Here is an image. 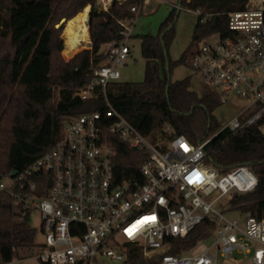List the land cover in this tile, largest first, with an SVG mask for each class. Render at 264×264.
Listing matches in <instances>:
<instances>
[{
    "label": "built area",
    "instance_id": "2783aa9c",
    "mask_svg": "<svg viewBox=\"0 0 264 264\" xmlns=\"http://www.w3.org/2000/svg\"><path fill=\"white\" fill-rule=\"evenodd\" d=\"M98 1L104 10L113 2ZM152 1L132 8L136 17L121 22V38L106 43V59L77 92L88 101L101 91L104 112L67 122L56 145L23 172L2 178L0 190H17L25 210L40 211L44 241L36 257L44 264H99L101 258L127 264L132 250L157 264H220L221 259L264 264V216L233 206L239 218L230 220L215 207L227 195L232 199L234 193L257 188L252 169L238 165L221 173L208 164L206 146L217 134L197 144L184 135L167 142L145 135L107 96L108 85L122 78L136 19ZM227 17L228 33L200 40L191 67L223 104L233 94L251 102L221 128L237 132L264 118V0H247L243 10ZM112 136L144 153L143 183L117 180ZM203 224L204 238L171 252ZM214 237L215 243L208 245Z\"/></svg>",
    "mask_w": 264,
    "mask_h": 264
},
{
    "label": "trees",
    "instance_id": "16d2710c",
    "mask_svg": "<svg viewBox=\"0 0 264 264\" xmlns=\"http://www.w3.org/2000/svg\"><path fill=\"white\" fill-rule=\"evenodd\" d=\"M143 1L113 0L109 9L104 10L98 0H0V47L6 49L0 55V182L14 171L23 172L51 150L63 137L67 122L89 112H104L101 91L88 101L82 100L77 92L90 83L94 70L106 59V43L121 38V22L135 18L132 8ZM246 3L247 0H181L180 12L183 9L199 12L192 35V40L198 43L215 33L227 34L228 14L243 10ZM88 6L91 48L69 61H61L58 50L64 26L57 24L62 19L66 23L75 20ZM180 12L174 7L157 35L140 37L146 59L144 80L112 82L107 87V96L115 109L147 136L169 125L174 135H184L197 144L218 132L206 146V162L221 173L238 165L252 169L259 180L257 188L248 193H234L231 203L234 208L252 211L261 218L264 118L237 132L221 130L212 115L222 104L220 95L209 89L198 95L191 89L190 77L171 80L174 68L191 62L193 55V51L185 52L176 61L169 55ZM63 38L66 39L64 35ZM61 50L64 57L73 55L68 52L65 55L64 46ZM111 140L116 149L117 180L143 183L144 153L117 137L112 136ZM49 187L50 184L46 190ZM16 193L17 190H0V264L19 258L21 253L34 254L41 245L37 241L38 231L29 222L30 212L17 201ZM205 226L197 227L186 239L178 241L179 248L171 252L188 249L204 238ZM127 264L157 263L132 250Z\"/></svg>",
    "mask_w": 264,
    "mask_h": 264
},
{
    "label": "rangeland",
    "instance_id": "374dc122",
    "mask_svg": "<svg viewBox=\"0 0 264 264\" xmlns=\"http://www.w3.org/2000/svg\"><path fill=\"white\" fill-rule=\"evenodd\" d=\"M177 2L178 0H153L152 3L148 6V8L140 16L137 17L135 27L132 33L133 36L129 39L128 42V45L131 49V54L126 61V65L120 68L122 74V81L141 82L144 80L146 73V59L142 55L140 37L143 35H157L161 23L166 20V18L171 14L174 9V6L172 4H176ZM87 8H90V6L86 7V9ZM88 11L89 9H87L85 12ZM63 20L64 19H62L57 24V27L64 26V30L60 35L63 42L59 44L58 56L61 61L66 62L69 61L72 57L81 53L82 51L90 49L91 45L89 43L90 47L81 48L76 52H70L66 45L67 34L64 32L67 23H63ZM198 21V11H189L187 9H183L180 12L179 18L174 27V40L169 48V55L173 61L179 60L185 52L194 51L197 48L198 43L192 40V35ZM63 35L66 37L65 40L63 38ZM213 39L216 40L217 38L214 37ZM63 46L65 55H67L66 52L73 55H69V57H64L61 50ZM5 50V48L0 47V55ZM170 76L172 81L183 80L187 77H190L191 89L193 91H195L198 95H202L206 91V87L204 86L200 75L192 70L190 61H187L186 63L174 68ZM250 104V101L233 94L229 97L228 102L224 104L222 103L219 107H217L213 111L212 115L218 120L222 127H225L227 124H229L232 119L238 117L245 109H247ZM243 118L244 117H241V119ZM261 130L264 133V125L262 126ZM217 133L218 132L211 135L209 138H212ZM173 135L174 130L169 125H165L162 129L154 132L152 134V137L154 139L160 138L164 142H167L173 137ZM215 207L219 212L223 213V215L227 219L233 220L239 218V213L233 209L230 195H227L222 198V200ZM29 214V222L31 226L38 231L37 241L39 243H42L44 241V237L41 234L43 225L42 215L40 211L35 208L32 209ZM215 240L216 238L214 237L208 240L207 244L213 245L215 243ZM37 252L34 254L21 253L20 257L15 259L14 264H44L36 257ZM99 264H125V262L115 261L110 258H101ZM220 264L235 263L231 260L221 259Z\"/></svg>",
    "mask_w": 264,
    "mask_h": 264
},
{
    "label": "bare ground",
    "instance_id": "6f19581e",
    "mask_svg": "<svg viewBox=\"0 0 264 264\" xmlns=\"http://www.w3.org/2000/svg\"><path fill=\"white\" fill-rule=\"evenodd\" d=\"M88 16V12H84L75 20L67 22L64 32L67 34L66 45L70 52L89 47Z\"/></svg>",
    "mask_w": 264,
    "mask_h": 264
},
{
    "label": "water",
    "instance_id": "95a60500",
    "mask_svg": "<svg viewBox=\"0 0 264 264\" xmlns=\"http://www.w3.org/2000/svg\"><path fill=\"white\" fill-rule=\"evenodd\" d=\"M179 7H178V13L180 12V10H181V0L179 1V5H178ZM64 22H66V19H64L63 20V23ZM168 29H170V28H168ZM163 36V35H162ZM167 54V53H166ZM18 174V171H14L13 172V174H12V176H16Z\"/></svg>",
    "mask_w": 264,
    "mask_h": 264
},
{
    "label": "crops",
    "instance_id": "0c3cea01",
    "mask_svg": "<svg viewBox=\"0 0 264 264\" xmlns=\"http://www.w3.org/2000/svg\"><path fill=\"white\" fill-rule=\"evenodd\" d=\"M111 1H113V0H111ZM172 5L174 7L178 6L177 3L176 4L173 3ZM90 9H91V7L89 8L88 14H90ZM88 26H89V24H88ZM89 37H90V35H89ZM90 45H91V37H90ZM90 45H89V47H90Z\"/></svg>",
    "mask_w": 264,
    "mask_h": 264
},
{
    "label": "snow or ice",
    "instance_id": "6c2138e0",
    "mask_svg": "<svg viewBox=\"0 0 264 264\" xmlns=\"http://www.w3.org/2000/svg\"><path fill=\"white\" fill-rule=\"evenodd\" d=\"M185 150H187V146H185Z\"/></svg>",
    "mask_w": 264,
    "mask_h": 264
}]
</instances>
